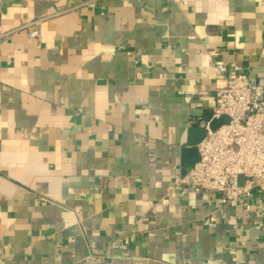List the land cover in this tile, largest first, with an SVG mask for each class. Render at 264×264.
<instances>
[{
	"label": "crops",
	"instance_id": "crops-1",
	"mask_svg": "<svg viewBox=\"0 0 264 264\" xmlns=\"http://www.w3.org/2000/svg\"><path fill=\"white\" fill-rule=\"evenodd\" d=\"M0 24V264H264V191L168 195L214 59L264 74V0H1Z\"/></svg>",
	"mask_w": 264,
	"mask_h": 264
},
{
	"label": "built area",
	"instance_id": "built-area-1",
	"mask_svg": "<svg viewBox=\"0 0 264 264\" xmlns=\"http://www.w3.org/2000/svg\"><path fill=\"white\" fill-rule=\"evenodd\" d=\"M45 19L26 25L29 42L41 38ZM10 35L0 24V42ZM214 67L222 76V84L216 89L213 118L226 116L229 121L216 131L209 130L198 145L200 161L184 175L176 176V184L168 195L173 197L178 188H186L207 195L205 202L209 206L213 204L211 197L216 195L223 206H242L250 211L248 199L255 190L264 191V74L251 77L243 74L239 66H227L217 59ZM209 226L217 227L214 214Z\"/></svg>",
	"mask_w": 264,
	"mask_h": 264
},
{
	"label": "water",
	"instance_id": "water-1",
	"mask_svg": "<svg viewBox=\"0 0 264 264\" xmlns=\"http://www.w3.org/2000/svg\"><path fill=\"white\" fill-rule=\"evenodd\" d=\"M201 125H194L188 129L187 141L183 147L182 168L186 173L200 161L198 145L201 144L210 131H216L219 127L227 124L229 119L223 116L219 119L213 118V112L204 117Z\"/></svg>",
	"mask_w": 264,
	"mask_h": 264
}]
</instances>
